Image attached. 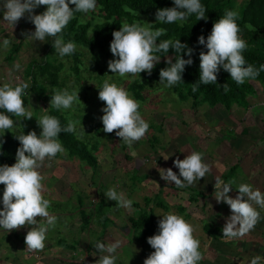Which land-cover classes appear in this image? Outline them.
I'll list each match as a JSON object with an SVG mask.
<instances>
[{
  "label": "clouds",
  "instance_id": "9594fccd",
  "mask_svg": "<svg viewBox=\"0 0 264 264\" xmlns=\"http://www.w3.org/2000/svg\"><path fill=\"white\" fill-rule=\"evenodd\" d=\"M41 5L46 6L45 10L36 13L34 10ZM96 7L97 0H0V13L3 14L0 20L7 21L13 27L20 18L26 17L35 25L34 31L26 36L33 42H44L47 37H54L52 44L55 53L63 58L72 55L77 44L73 40L65 41L60 33L77 12L88 13ZM206 9L202 0H174L173 6L158 8L155 15L157 21L162 23L184 22L192 14L198 20L207 19ZM238 15L236 10H225V14L214 22L207 38L203 34L198 37V43L207 49L199 52L200 83H217L221 67L230 73L237 84L254 79L264 71V64L256 67L243 54L248 43L240 35ZM150 25L125 21L119 29L113 31L110 51L115 58L108 61V68L120 77L134 78L135 74L144 71L151 75L161 60L162 55L159 54L168 53L171 48L175 50V59L167 56V66L159 71V83L166 87L178 85L183 82L186 65L194 62V49L180 39L159 40L167 29L152 28ZM10 43L7 36L0 34V49L8 48ZM183 53L187 54V59ZM14 67L19 69L21 65L16 63ZM222 86L225 92L229 90L227 83ZM97 87L99 99L106 102L100 117L104 131L111 133L116 130V136L121 137L129 146L143 138L150 124L139 111V101L125 87L109 79L103 80ZM198 87V83H193L192 90L196 91ZM29 88L30 81L26 80L15 84H0V147L4 143L5 130H11L17 124L12 116L33 117L24 101L25 91ZM78 93L79 89L53 88L50 105L56 109H69L80 100ZM37 123L42 129L39 135L34 129L27 133L22 130L15 135L20 142L15 163L0 164V184L4 186L0 195V230L9 232L21 226H29L25 236L29 251L44 249L49 229L55 228L58 223V216L49 210L51 201L44 195V176L40 169L46 159L50 161L57 153H66L60 140L61 132H76L81 139L85 133L84 127L77 131L81 123L78 120L70 119L66 125H62L57 116L46 114L40 116ZM173 163L179 169V174L172 167L160 168L159 172L164 181L169 184L174 182L181 188L195 184L212 171L204 159V153L197 150L191 151L183 159L177 156ZM215 179L216 200L227 203L231 209L222 229L223 236H243L261 219V213L254 204L264 208V191L249 183H239L235 187L238 194L233 197L229 193L235 180L225 182L218 176ZM105 194L117 202L116 207L132 209L134 201L124 191H118L113 186ZM158 215L162 216L158 221V230L147 238L154 251L145 258L144 264H199L204 257L200 250V240L194 236L193 225L175 211ZM121 245L119 239L107 242L97 240L94 246L99 250V259L95 264H116L117 250ZM261 260L262 257L257 255L250 260V264H260Z\"/></svg>",
  "mask_w": 264,
  "mask_h": 264
},
{
  "label": "rangeland",
  "instance_id": "374dc122",
  "mask_svg": "<svg viewBox=\"0 0 264 264\" xmlns=\"http://www.w3.org/2000/svg\"><path fill=\"white\" fill-rule=\"evenodd\" d=\"M245 1L247 0H234L235 10H238ZM45 8V5H41L34 11L36 13H40L43 12ZM0 19H3L2 13H0ZM79 19L83 23L91 22L92 24L103 21V19L99 16L97 9L89 11L88 13L81 12ZM134 22H138L145 26L151 23L150 26L152 27L155 24L156 19L151 16H139ZM34 29L35 25L26 17L20 18L18 23L13 27L7 21L0 20V34L7 36L11 41L8 48L0 49V84H15L20 81H29L27 77V69L29 64L32 61L41 63L43 61L44 54L46 53V60L59 66L58 81L56 86H52L44 79L41 80L46 86L47 94L51 96L50 94L53 88L62 89L64 87H68L70 90L79 89L78 95L80 100L74 102L71 108L61 109V111L65 114L68 121L70 119L81 121V123L77 126V131L84 127L85 133L83 138L79 139L89 144V148L92 150V154L95 156V158V151L99 152V150H102L101 152L112 154L115 159L114 161H119L120 164L123 165L125 163L129 164L131 170L133 171L134 168L132 163L127 162L125 156L139 157L142 160L141 164L139 161V163L135 166L138 168V170H140V174H149L153 188H163V190H167L166 186H168L169 192L171 194H175V192H172L171 187L174 185L178 191H180L179 188L181 187L176 186L174 182L169 184L161 178V175L158 174V167L156 163L159 156L157 155L158 157H155L157 159L149 156L147 149L150 148V144L157 145L159 143V140L157 139H160L162 146H165L167 151H172L174 150L173 139L175 134L182 133L185 130L194 131L193 135H189L191 140H194L193 137L197 139L198 137L208 138L214 135L216 136L217 134L231 135L233 138L230 140V142H228V147L225 148V151H233V154H235L230 157V164L231 161L234 163L235 156L242 157L240 160L242 162L240 164L242 165L240 166L242 169L244 168L245 177L241 178L239 181L242 183H249L255 188H260L262 191H264V86H262L260 83L252 79L246 80V82L251 83L254 88L253 92L248 95L246 104L244 106L234 105L229 111L224 110L223 107L208 108L205 106L201 107L199 111L196 109L198 113H195L193 110L195 108L191 107V100L184 101L180 98L179 94L177 93V86L166 87L159 82H153L146 88L143 95L144 99L138 100L140 103L139 111L149 122L150 128L143 138L129 146L122 140L121 137L116 136V130H113L111 133L104 131L103 123L100 117L103 115L101 109L106 102L99 99V88L97 86L101 85L103 80L109 79L110 81H114L118 85L125 87L133 96L128 87L132 82L140 79L138 73L135 74L134 78H129V76L120 77L118 73H112V71L108 68V65L103 63L101 65L102 73H99L91 61L90 52L85 48L77 46L76 50L81 53V64L79 66V73L76 75L75 71L73 70L74 63L70 55H66L65 57L61 58L57 53H55V49L52 47L53 39L51 36L47 37V41L44 42L39 40L33 42L30 37L26 36L27 33L34 31ZM111 54V59H114L115 57L113 56L112 52ZM16 63L21 65L19 69L14 67V64ZM25 97L28 101L26 108L32 112L33 117H17V124L14 125L11 131L14 133H19L23 130L25 133H27L28 130L34 129L39 135L42 129L38 125L37 119L40 116L48 114V109L51 106L50 102L45 103L43 101H39L33 92L26 93ZM199 117L200 119L198 120L197 118ZM164 119L165 121H163ZM176 127L178 129H176ZM180 136L182 135L180 134ZM190 152L191 151H189V153ZM54 158H52L50 161L46 159L42 168L40 169L44 176V195L46 198H49V194L52 196V198L55 195V198L58 200L54 202H62V200H66L65 197L69 196V193L67 192L69 191V188L64 190V180L62 181L59 178L52 177L55 176L57 170L62 172L63 168L60 171V166L64 165L65 168H68L75 164H73L74 162L71 163V159H67L65 161L64 158H60V160L54 161ZM167 159H171L173 162L175 160L172 157ZM131 161H133V159H131ZM173 162L165 164L164 168L166 169L168 167H172L173 171H176L179 174V171L176 169V166L173 164ZM49 163H53V165L50 166ZM77 164L78 163L76 161V165ZM84 166L88 167L87 164H84ZM124 175V169L121 168L119 171V176L121 178L119 179L120 184L126 180ZM142 181L143 180L141 179V184H143ZM56 182L59 183L55 185ZM65 182L70 183V180L68 179L67 181L65 179ZM60 188L62 189L61 191L57 190ZM165 193L166 192H161L162 198ZM153 194L157 195L155 192H153ZM0 195H2L1 188ZM58 195H60V197ZM193 195L198 197L200 196L196 193H193L192 196ZM78 199L79 197L73 196L72 199H69V201L71 200L70 202L63 204V207L59 208L57 207L59 205L55 206L59 208L60 213L65 214V208L67 206H71L69 209V218L66 215L63 219L64 221H72L70 217L76 219V215L74 214L76 213V207L72 206L71 203L74 202L73 200L77 201ZM175 207L176 205H171L169 211L177 212ZM255 207L259 209L261 213V219L257 222L254 228L248 232L251 234V237H249V239L245 238L244 242L246 243H244V248L248 249V251L253 254V256L260 255L264 257V208H259V206ZM184 208V215L186 212L190 214H193L194 212H200V210H197L198 206H195L193 202L189 204L186 201V206ZM207 209L208 207L204 209L203 213L197 214H203L204 216L203 220H201L203 221L201 228L202 225H208V223L211 222V219L208 221L210 215L207 216V214L212 215L213 212ZM145 212L148 213L147 208ZM136 213L139 214L138 212ZM65 214H61L62 217H64ZM194 215L197 216L196 214ZM81 218L83 221L85 220L83 216H81ZM83 221L81 223H83ZM62 226L63 224L58 217L57 228ZM13 231L14 230L7 232L6 230H0V248L2 247L1 249L7 251L2 252L3 250L0 249V260L3 257H7V264H16L15 255H17L18 258L20 255L19 253L16 254L19 252V250H17V248H15L13 245L20 243L19 239L24 236L22 233L23 231H19V236L15 237L14 233H12ZM200 231L202 232V230ZM248 233H245V236H248ZM54 235L56 237L53 238L54 240H66L64 238L58 237L56 232H54ZM70 241L71 240L69 239V243ZM208 242L209 239L206 237V235L205 237L201 235L200 250L202 252L206 253L208 251ZM12 251L15 253V255L12 253ZM36 257H38V259L41 260L40 262H42L43 259L41 258V255H37ZM64 257L65 256H63V258ZM203 257L205 258L206 255ZM4 258L2 262H4ZM66 258L69 260V264H80L82 260L83 261L81 263H85L86 260H90L91 256L75 253L71 254L69 257L66 256ZM252 258L253 257H251L250 260ZM10 259H13V261L10 262Z\"/></svg>",
  "mask_w": 264,
  "mask_h": 264
},
{
  "label": "crops",
  "instance_id": "0c3cea01",
  "mask_svg": "<svg viewBox=\"0 0 264 264\" xmlns=\"http://www.w3.org/2000/svg\"><path fill=\"white\" fill-rule=\"evenodd\" d=\"M205 106L208 108L222 107L221 105L210 106L208 104H200L197 105V107H193L191 102V107L195 108L193 109L195 113H198L196 109L199 111L201 107ZM223 109L229 111L232 108L227 110L223 107ZM165 119L163 121H165ZM197 119L199 120L200 117ZM177 127L176 129H178ZM180 134L182 136H180ZM193 134L194 131L187 130L179 134L176 133L173 139L174 150L172 151H167L165 146H162L160 139H157L159 140L157 145L150 144V148L147 149L150 157L155 158L157 155L159 156L156 163L159 175L160 168H164L165 164L173 162V160L167 159L169 157L176 159L178 156L183 159L189 151L193 150L204 153V159L210 164L212 171H210L205 177H202L200 181L195 184L179 188L180 191H178L173 185L171 189L175 194L169 192L168 186H166L167 190H163V188H153L149 174H140V170L135 166L139 161L141 164L142 160L139 157L125 156L126 161L131 162L133 165L134 169L132 171L129 164L125 163L123 165L120 164L119 161H114L115 159L112 154L101 152L102 150H99V152L95 151L97 164L94 168L84 166V162L76 157H69L67 153H58V155H56L57 158H54V161L64 158L65 161L71 159V163L74 162L73 164H75L68 168H65L64 165L60 166L59 170L61 171L63 168L62 172L57 170V175L55 174V176L52 177L59 178L62 181L64 180V190L69 188V191H67L69 196L65 197L66 200H62V202H54L58 200L55 198V195L53 198L50 194L48 195V199L51 201L49 210L59 217L63 226L60 228H57V226L55 228H50L47 233L44 249L35 250L33 252L27 250V245L25 243V236L29 230V226H21L19 227L20 230L19 228L14 229L12 233H14L15 237L19 236V231H23L22 233L24 235L19 239L20 243L13 245L19 250L16 254L19 253L20 255L18 258V256L12 251L16 256V264H69V260L66 256L69 257L71 254L75 253L91 256L90 260L81 263L82 260L80 264H95V261L99 259V250L94 246L96 241L105 240V242H107L108 240L114 239L122 241L121 247L117 250L118 259L116 264H144L145 258L154 251V248L148 243L147 238L150 235L155 234L158 230V221L162 218V216L158 214L169 212L171 205H176L175 208L177 213L180 212L179 214L184 216V218L193 225L194 236L196 238L200 240L201 235H203V237L206 235L209 239L208 251L206 253L201 251L203 256L206 255V257L203 258L199 264H250V258L257 255L253 256L248 249L244 248V243H246L244 241L245 238L249 239L251 234L248 233V236H245L244 234L243 236L234 238L223 236L224 233L222 229L226 223V218L231 214V209L227 203L218 202L214 196L215 178L217 176L225 182L235 180V184L229 194L233 197L238 194V189L235 187L239 183H242L239 180L245 177L244 168L242 169L240 166L242 165L240 164L242 163L240 161L242 157L235 156V161L233 160L234 163L231 161L230 164V157L235 154H233V151H225V148L228 147V142L233 138L231 135L217 134L216 136L214 135L208 138L198 137L196 139L193 137L194 140H191L189 135ZM131 159H133V161H131ZM76 161L78 163L77 165ZM53 163H49V165L52 166ZM121 168L124 169V178L126 179L122 184L119 182V179H121L119 176ZM176 169L179 171L177 167ZM65 179L67 181L69 179L70 183L65 182ZM141 179L143 180V184L140 183ZM58 183L59 182H56L55 185ZM113 186H115L118 191H124L125 195L134 201L131 210L116 207L117 202L106 196L105 192ZM57 190L61 191L62 189L60 188ZM159 191L163 193L166 192L165 195H163V198ZM153 192L157 193V195L153 194ZM193 193H196L197 195L199 194L200 196H192ZM58 196L60 197V195ZM73 196L79 197L77 201L73 200L74 202L71 203L72 206L78 209L75 208L76 213L74 214L76 215V219L70 217L72 221L67 222L63 219L66 215L68 217L70 214L69 209L71 206L65 208L64 211L66 214L60 213L59 208L63 207L64 203L70 202L71 200L69 201V199H72ZM186 201L189 204L193 202L195 206H198L197 210H200V212H194L193 214L186 212L184 215ZM56 205H59L57 206L59 208L55 207ZM206 207H208L207 210L213 212L212 215L207 214V216L210 215L208 221L211 219V222L208 223L209 232L205 231V225L207 224L202 225L201 228L203 222L201 220H203L204 217L203 214L197 215L203 213ZM146 208L148 210V215L144 225H133L134 222L137 223V220L142 213H146ZM61 214H65L64 217H62ZM82 215L86 220H82ZM37 219L39 218L37 217ZM82 221L83 223H81ZM200 230H202V232ZM54 232L57 233L58 237L66 240H54ZM68 238L71 240L70 243ZM2 252L7 251L3 250ZM37 255H41V258L43 259L42 262L36 257ZM63 256L65 257L63 258ZM261 257L262 260L260 264H263L264 257ZM3 258H1L0 264H7V257L4 258V262H2ZM12 261L13 259H10V262Z\"/></svg>",
  "mask_w": 264,
  "mask_h": 264
},
{
  "label": "trees",
  "instance_id": "16d2710c",
  "mask_svg": "<svg viewBox=\"0 0 264 264\" xmlns=\"http://www.w3.org/2000/svg\"><path fill=\"white\" fill-rule=\"evenodd\" d=\"M174 0H97L99 16L103 19L102 22L92 24L91 22L83 23L80 21L81 12H77L68 25L64 28L60 35H63L65 41L73 40L77 46L85 48L91 54V61L99 73H102V63L108 65L111 59L110 41L113 39V31L121 27L123 21L129 23L134 22L139 16H151L156 19L152 28L163 27L167 31L158 39H180L181 42L187 43L188 46L194 49L193 64L186 65L183 73V82L177 86V93L184 101L191 100L192 106L197 107L200 104H208L210 106L221 105L227 110L234 105L244 106L248 95L253 92V85L248 82L237 84L227 70L221 67L218 73L217 83L202 84L199 82V52L201 49L207 51L204 45L198 43V37L203 34L205 38L210 33L213 24L221 16L225 14V10H235L234 0H202L205 5L207 19H199L195 14L184 21L174 23L158 22L156 11L158 8L173 6ZM74 7V5H70ZM239 15L237 23L240 27V35L247 41L248 47L244 50V56L249 63L256 67L264 64V0H247L236 10ZM93 33V34H92ZM54 41V37H52ZM159 42V41H157ZM53 47V44H52ZM174 49H169L168 53H160L161 60L155 65L151 75L146 71L141 72L139 80H135L129 85V90L136 100L144 99V92L153 82H159V71L167 66V56H172L173 60ZM166 55V56H165ZM185 59L187 54L183 53ZM70 57L73 60V70L76 75L79 73L81 64V53L75 51ZM47 54H44L43 61H32L27 69V77L30 81V88L26 93L33 92L39 101L45 103L50 102L51 96L47 94L46 86L42 83V79L49 82L52 86L57 85L59 66L46 60ZM251 79V78H250ZM264 86V71L252 79ZM193 83H198L199 87L193 91ZM229 85V90L224 91L223 84ZM25 106L28 101L24 95ZM11 115V114H10ZM48 115L57 116L62 125H66L68 120L61 109H56L52 105L48 109ZM14 121H17L16 116H12ZM31 130H28V132ZM17 132L5 130L3 136L4 143L0 147V164L7 163L9 165L15 163L16 151L20 142L15 138ZM60 140L66 148V153L69 157H76L90 167H95L97 160L89 148V144L79 139L75 132H61ZM58 155V153H57ZM3 184L0 188L3 191ZM2 207V205H0ZM83 216V215H82ZM147 213H142L133 225H144L146 222ZM86 220V218L83 216ZM205 231L209 232V226L205 225Z\"/></svg>",
  "mask_w": 264,
  "mask_h": 264
}]
</instances>
